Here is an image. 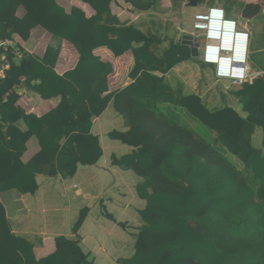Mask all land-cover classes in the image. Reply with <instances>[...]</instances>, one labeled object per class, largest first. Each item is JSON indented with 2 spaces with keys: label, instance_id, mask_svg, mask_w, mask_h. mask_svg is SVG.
I'll use <instances>...</instances> for the list:
<instances>
[{
  "label": "trees",
  "instance_id": "16d2710c",
  "mask_svg": "<svg viewBox=\"0 0 264 264\" xmlns=\"http://www.w3.org/2000/svg\"><path fill=\"white\" fill-rule=\"evenodd\" d=\"M76 1L78 6L66 10L58 0H0L1 39L27 41L40 27L55 42L41 57L21 48V60L10 61L0 77V193L34 195L37 175L67 179L78 165H95L102 149L91 133L92 121L111 103L127 130H112L108 138L133 148L119 158L112 155L111 163L142 179L136 193L146 203L139 212L143 225L134 254L118 263L264 264V77L230 91L244 117L226 105L209 110L199 95L185 92L180 81H166L184 62L205 66L190 56L187 46L121 22L112 13V0ZM232 1L227 3L231 6ZM122 2L145 13L155 11L162 0ZM19 7L25 11L22 17L17 15ZM239 9L245 19L264 11L258 4L241 3ZM62 41L74 48L77 61L58 74ZM100 48L114 58L131 54V82L124 88L110 91L114 67L95 54ZM18 88L59 102L41 116L26 113L18 104ZM190 117L215 134L218 148L188 128L185 119ZM20 122L25 130L18 127ZM256 128L262 132L260 150L251 142ZM31 138L39 151L23 162ZM226 153L242 168L231 164ZM87 213V208L80 210L72 227L76 239L57 237L56 250L36 259L33 242L12 232L0 203V264H94L77 236Z\"/></svg>",
  "mask_w": 264,
  "mask_h": 264
},
{
  "label": "crops",
  "instance_id": "0c3cea01",
  "mask_svg": "<svg viewBox=\"0 0 264 264\" xmlns=\"http://www.w3.org/2000/svg\"><path fill=\"white\" fill-rule=\"evenodd\" d=\"M227 2L228 0H208L207 3L196 7L198 9L196 13L205 12L211 6L219 5L225 10L228 17L245 24L249 30L250 38L251 28L248 21L259 19L257 29L261 26L264 27V11L256 17L245 19L241 16V13L234 14L232 5L230 6ZM232 2L237 6L241 3L258 4L264 10V0H233ZM117 3L121 5L122 0H112L111 10L118 17L113 10V4ZM228 8H230L229 12L227 11ZM24 13V9L19 7L17 15L22 17ZM135 14H138V12H135ZM119 20L140 27L138 23L126 22L120 18ZM42 36L47 39V42L44 47H41L40 52H36L38 51L37 42L39 44L42 41ZM13 39L15 42L20 43L25 52L34 54L37 57L43 55L48 45L55 44L51 35L40 27L31 31L27 41H22L17 37ZM253 43L249 40L248 60L250 58V63L248 62V65L253 76L252 79L258 76L264 77V45L259 46ZM95 54L99 55L102 60L111 62L114 67V73L110 76L113 79L110 84V91L120 90L131 82L128 78V72L133 65L130 53L114 58L108 50L100 48L95 51ZM70 58H74L71 67L67 66ZM119 59H126L127 62L125 68L126 82L122 86L120 85L121 87L119 86V79H115L114 82L116 77L115 64ZM76 61L77 53L74 48L67 42L62 41V48L55 67L56 72L63 74L73 68ZM189 62H184L176 68L185 66ZM226 84L229 85L228 88L231 86L229 81ZM240 88L241 86L231 88V91ZM17 91L20 95L18 104L26 113H32L36 116L47 113L55 108L59 102L58 98L42 100L38 95L23 88H18ZM188 93L199 95L205 105H215L210 96L205 97L198 92ZM231 98L235 101L233 106L229 104L226 98H224L226 101L224 104L228 108L233 107V112L244 117L245 115L240 111L237 100L233 96ZM222 107L224 105L215 109ZM111 108L113 109L110 103L104 113L92 121L91 133L98 137L102 149V156L95 165H78L75 175L67 179L60 176L50 178L37 175L38 190L34 195H20L13 190L0 193V203L5 209L12 232L16 236L24 237L33 242L36 259L44 258L56 250L55 238L60 236L67 239L77 238L72 233V227L83 208H87L88 213L78 229L77 236L81 250L88 255L94 264H119V260H127L134 254L135 238L143 225L139 212L145 208L146 203L136 193V186L142 182V179L133 172L122 170L111 163L112 155L119 158L131 153L133 149L117 140L108 138V133L112 130L119 132L127 130L123 120L114 109L110 110ZM18 127L25 130L22 122L18 123ZM213 141H215V137ZM251 142L255 149L260 150L262 148L260 128L254 130ZM210 144L215 145L214 142ZM38 151L37 140L31 138L26 144V151L22 156L23 162H27ZM104 213L112 216L114 221L107 219ZM119 223L124 224L125 228H121L118 225Z\"/></svg>",
  "mask_w": 264,
  "mask_h": 264
},
{
  "label": "rangeland",
  "instance_id": "374dc122",
  "mask_svg": "<svg viewBox=\"0 0 264 264\" xmlns=\"http://www.w3.org/2000/svg\"><path fill=\"white\" fill-rule=\"evenodd\" d=\"M203 1L198 5L201 6L204 3L208 2V0H205V2ZM58 2L66 10H69L71 6H78L76 0H58ZM187 2V0H176L175 3H173L172 0H162L160 6L155 11L138 14H135L133 9L129 7V5H126L122 2L121 5H119L118 3L115 5L113 4V10L120 19H123L126 22L132 21L134 23L140 24L144 31H157L162 36L167 35L169 38H174L177 41L183 34L192 36L194 34L193 22L194 16L198 14L196 13L198 10L196 7L198 5L195 8L189 7L187 6ZM232 11L234 14H239V6L233 3ZM201 13L204 12L201 11ZM258 20L259 19L248 21V25L251 28V43L254 42L253 44L261 46L264 45V27L261 26L257 29L256 26L258 25ZM46 42L47 39L42 36V41L39 42V44L37 42L38 51L36 52H40L41 47H44ZM200 54H202V47L200 48ZM73 61L74 58H70V61L67 62V66L71 67ZM118 62L119 64H115L116 77L114 78V82L115 79H119V86H122L126 82L125 68L127 62L126 59H119ZM248 62L250 63V58ZM122 79L123 81L121 82ZM166 81L172 85H175L177 81H180L185 87V92H198L205 97L210 96L214 100L215 105H206L209 110L221 107L222 105H226L224 104V102L226 101L225 99L223 101L222 95L227 99L231 106L235 104V101L231 98L230 95L231 88L233 87L230 86L228 88L229 85L226 84L228 82L226 80L221 81V84L217 82L210 66L205 65L201 69L198 64L190 61L189 63H187V65L175 68L171 72H169L166 76ZM238 106L241 111V106L239 104ZM230 109L232 110L233 107H230ZM110 110L113 109L111 108ZM120 118L121 120H123L121 116ZM185 121L188 124V128L191 129L196 135L210 143L215 142L213 141L215 134L208 130L205 126H203L198 120L190 117L189 119L186 118ZM218 147L216 146V148ZM226 158L231 164L242 168V164L232 155L226 153Z\"/></svg>",
  "mask_w": 264,
  "mask_h": 264
},
{
  "label": "built area",
  "instance_id": "2783aa9c",
  "mask_svg": "<svg viewBox=\"0 0 264 264\" xmlns=\"http://www.w3.org/2000/svg\"><path fill=\"white\" fill-rule=\"evenodd\" d=\"M193 32L194 38L204 39L199 58L213 68L218 82L226 80L233 88H239L252 79L248 65L250 33L245 24L228 17L222 7L215 5L194 16ZM21 48L12 39L0 38V77L10 61L21 60Z\"/></svg>",
  "mask_w": 264,
  "mask_h": 264
},
{
  "label": "water",
  "instance_id": "95a60500",
  "mask_svg": "<svg viewBox=\"0 0 264 264\" xmlns=\"http://www.w3.org/2000/svg\"><path fill=\"white\" fill-rule=\"evenodd\" d=\"M202 1L203 0H188L187 6L196 7ZM177 42L183 46H187L190 50V56L196 59L199 57V47L204 43V39L194 38L192 35L183 34Z\"/></svg>",
  "mask_w": 264,
  "mask_h": 264
},
{
  "label": "clouds",
  "instance_id": "9594fccd",
  "mask_svg": "<svg viewBox=\"0 0 264 264\" xmlns=\"http://www.w3.org/2000/svg\"><path fill=\"white\" fill-rule=\"evenodd\" d=\"M200 39H203V38H200ZM199 58V57H198Z\"/></svg>",
  "mask_w": 264,
  "mask_h": 264
}]
</instances>
